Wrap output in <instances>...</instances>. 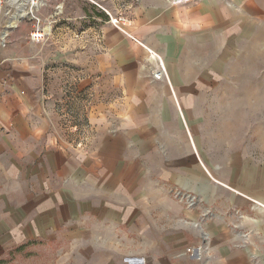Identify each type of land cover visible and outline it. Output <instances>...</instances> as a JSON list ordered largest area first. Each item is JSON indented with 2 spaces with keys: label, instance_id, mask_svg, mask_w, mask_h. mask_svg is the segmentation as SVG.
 I'll list each match as a JSON object with an SVG mask.
<instances>
[{
  "label": "rangeland",
  "instance_id": "374dc122",
  "mask_svg": "<svg viewBox=\"0 0 264 264\" xmlns=\"http://www.w3.org/2000/svg\"><path fill=\"white\" fill-rule=\"evenodd\" d=\"M112 3L116 5L117 0H4L0 6V56L8 48L29 54L42 70L39 94L51 118L55 147L82 156L108 152L104 161L109 154L130 159V164L126 161L117 172L116 165L110 166L118 177L114 180L127 187V194L151 206L149 194L158 192L160 197V191L181 208L178 218L175 211L170 212L171 221L201 231L217 210L207 199L184 188L178 178L183 181L193 178V173L198 177L210 173L214 179L213 172L230 173L233 179L246 174L255 178L257 169L264 171V0H189L188 6L178 4L189 12L203 6L205 27L200 31L191 27L184 50L176 54L174 62L148 65L143 76L148 68L142 61L131 65L130 86L124 85L125 79L122 83L113 54L105 51L118 40L105 41L98 32L99 19L116 21V13L108 8ZM87 10L88 20L81 17ZM87 21L96 31L93 38L77 35ZM11 23L14 28L9 27ZM33 31H39L42 40H32ZM160 69L159 83L149 82ZM169 74L175 82L169 81ZM139 81L143 84H137ZM163 90L179 93L175 99L156 100L152 94ZM99 113L110 120L101 123ZM114 140L117 145L111 144ZM106 146L108 151H104ZM108 180L104 179L103 186H109ZM63 184L24 186L42 203L47 202L42 205L43 217L53 219L43 218V226L51 220L55 225L57 216L61 228L70 225L83 233L65 235L64 229V234L60 231L53 237L30 240L21 253L5 256V260L12 258L5 264H55L57 259L62 264H86L89 260L84 184L71 186L73 195L65 193ZM18 186L16 194L20 193ZM2 187L0 204L5 194L13 197L15 191L12 185L10 190L9 185ZM107 191V213L102 216L106 224L116 222L113 195ZM157 211L144 212L161 222ZM184 211L197 213V218L188 220ZM223 211L224 216H242L236 209ZM129 221L124 218L122 224L132 241L137 236L128 231ZM166 226L163 232L173 227ZM171 238L173 257L168 256L178 263L184 257L181 255L193 248L180 251L183 242L174 234ZM189 243L190 247L193 241Z\"/></svg>",
  "mask_w": 264,
  "mask_h": 264
},
{
  "label": "crops",
  "instance_id": "0c3cea01",
  "mask_svg": "<svg viewBox=\"0 0 264 264\" xmlns=\"http://www.w3.org/2000/svg\"><path fill=\"white\" fill-rule=\"evenodd\" d=\"M200 6L190 12L172 0H117L116 5L108 6L113 14L116 13L113 20L119 22L116 25L115 22L99 19L101 28L98 32L105 41L118 40L117 44L113 43L105 51L113 54L115 68L117 72L121 71L119 77L122 83L124 79L127 80L124 85H131L130 66L138 61H142L146 68L163 61L166 64L174 62L176 54L184 50L191 27L200 31L206 25L205 10ZM103 12L108 15L105 10ZM89 13L87 10L81 17L88 20ZM90 25L87 21L77 35L95 37L96 31L88 27ZM148 70L142 76L147 75ZM170 78V82H175L172 75ZM42 79L43 72L33 62L32 55L19 54L9 48L1 53L0 196L2 186L9 185L10 190L12 185L15 191L13 197L5 194V200H1L0 204V264L12 260L3 258L21 253L30 240L38 237H53L59 235L60 231L64 234V229H67L65 235L83 233L70 225L61 228L57 216H54L55 225L51 220L43 226L45 217L42 205L47 202L42 203L24 186L36 183L56 185V182H64L65 193L69 195H73L71 186L82 187L84 184L89 256L86 264H264V171L257 169L255 178H249L246 174L245 177L237 175L233 179L232 174L228 175L227 172H213L214 179L210 173H203L200 177L193 173V178H184L183 181L178 178L184 188L195 191L217 210V215L204 224L201 231L191 230L171 221L170 212L175 211L178 218L181 208L171 204L160 191V197L158 192L151 196L149 194V206L148 202L140 201L135 195L129 196L127 187L121 181L114 180L118 177L110 166L114 168L116 165L114 170L117 172L126 161L130 164V159L125 161L123 157L118 159L117 155L109 154L104 161L103 157L108 152L98 151L91 156H82L80 152L71 153L55 147L51 118L46 115L45 101L39 94ZM149 82L159 83L153 78ZM137 84L142 85L143 82ZM178 93L177 90H163L152 95L156 100L175 99ZM98 115L101 123L110 120L105 115ZM155 126L158 127L157 124ZM110 130L111 133L117 132ZM114 142L117 145V140L111 144L114 145ZM108 150L106 146L104 151ZM56 157L58 164L55 163ZM104 179H109V186H103ZM17 186L20 190L18 194ZM106 190L113 195L111 207L116 217V222L108 224L102 219L107 213L104 208L107 207L104 201ZM150 209L158 210L157 216L163 223L155 222L151 211L146 216L144 211ZM229 209L242 211L241 218L224 216L223 210ZM184 217L194 221L197 213L184 211ZM124 218L130 220L126 225L128 231L137 236L132 241L127 233L124 234ZM46 219L53 218L48 216ZM168 223L170 227L173 226L172 229L163 232ZM173 234L183 242L180 251L193 248L189 253L184 252L181 255L184 257L178 263L171 261L174 248L170 240ZM190 240L193 244L189 247ZM90 249H94L95 253H90ZM55 264H62V261L57 259Z\"/></svg>",
  "mask_w": 264,
  "mask_h": 264
},
{
  "label": "built area",
  "instance_id": "2783aa9c",
  "mask_svg": "<svg viewBox=\"0 0 264 264\" xmlns=\"http://www.w3.org/2000/svg\"><path fill=\"white\" fill-rule=\"evenodd\" d=\"M3 1L4 0H0V6H1ZM188 1L189 0H173V2L176 4H186V3H188ZM115 23L117 24L118 21L116 20ZM30 38L36 42H39L40 40H42V34L39 33V31H37V32L33 31L32 34L30 35ZM133 40L136 41L135 39H133ZM3 46H5V45L3 44ZM161 69H162V67H161ZM161 69L157 73L154 74V79L159 80V78H161V76H162V70Z\"/></svg>",
  "mask_w": 264,
  "mask_h": 264
},
{
  "label": "bare ground",
  "instance_id": "6f19581e",
  "mask_svg": "<svg viewBox=\"0 0 264 264\" xmlns=\"http://www.w3.org/2000/svg\"><path fill=\"white\" fill-rule=\"evenodd\" d=\"M13 1H16V0H13ZM11 2H12V1H11ZM14 26H15V23H11L9 27H10V28H14ZM4 36H5V34H3L2 37H4ZM153 59H154V57H153Z\"/></svg>",
  "mask_w": 264,
  "mask_h": 264
}]
</instances>
